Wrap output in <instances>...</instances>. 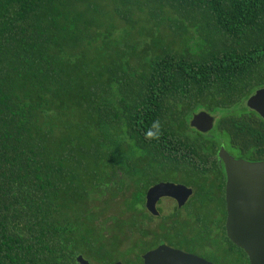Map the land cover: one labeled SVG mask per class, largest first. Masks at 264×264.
<instances>
[{
	"label": "trees",
	"instance_id": "obj_1",
	"mask_svg": "<svg viewBox=\"0 0 264 264\" xmlns=\"http://www.w3.org/2000/svg\"><path fill=\"white\" fill-rule=\"evenodd\" d=\"M104 4L109 12L99 0H0V264H77L78 255L112 264L144 220L122 213L156 177L219 172L209 157L223 139L264 161V120L245 105L264 89V0ZM135 10L166 22L176 44L156 35L137 53L113 38L114 24L101 19L131 29ZM199 111L216 118L207 135L189 126ZM156 120L159 139H145ZM136 171L132 206L96 211Z\"/></svg>",
	"mask_w": 264,
	"mask_h": 264
},
{
	"label": "flooded vegetation",
	"instance_id": "obj_2",
	"mask_svg": "<svg viewBox=\"0 0 264 264\" xmlns=\"http://www.w3.org/2000/svg\"><path fill=\"white\" fill-rule=\"evenodd\" d=\"M215 122L216 118L214 117V126ZM209 132L204 133V135ZM220 149H223L235 160L242 159L252 162L242 158L237 151L231 149L229 142L223 139L216 155L209 157L216 160L219 172L207 170L205 174L196 176L185 168L183 171L171 172L166 178H163L166 180L158 181L160 179L156 177L155 179L158 180L155 183L141 190L140 202L135 206V209L130 208L126 212L128 218L144 219L141 225V234H138L139 245L144 251L138 254L136 247L130 246L133 250L131 254L126 255L127 261L131 264H144L142 259L144 254L164 245L170 249L194 255L211 264H244L245 258L249 264L244 251L235 246L226 236V171L219 158ZM149 165L152 166V164L147 163L130 164L132 167ZM138 173L137 171L133 172L132 175L130 173L128 177L125 199L129 202V206H132L131 201L135 193L132 177H136ZM142 174L145 175L146 179L150 175L154 176V172L149 171H144ZM161 182L186 187L191 190V194L182 204L169 196L160 197L154 204L156 213H152L146 207V194L149 188ZM200 184L203 185V188L199 187ZM197 192L198 194H196ZM155 221L156 225H154ZM133 252L135 253L132 254ZM132 255L133 258H131ZM137 256H139V260L136 259ZM87 261L91 264L95 263L93 260L88 259Z\"/></svg>",
	"mask_w": 264,
	"mask_h": 264
},
{
	"label": "water",
	"instance_id": "obj_3",
	"mask_svg": "<svg viewBox=\"0 0 264 264\" xmlns=\"http://www.w3.org/2000/svg\"><path fill=\"white\" fill-rule=\"evenodd\" d=\"M246 106L264 119V89L256 91ZM189 126L202 134L213 129L214 117L205 111L192 115ZM219 158L226 171V236L242 249L249 264H264V161L235 160L220 149ZM191 190L171 183H158L148 189L146 207L154 210L155 202L163 196L175 198L182 204ZM144 264H211L194 255L160 245L142 256ZM77 264H91L81 255ZM113 264H122L115 262Z\"/></svg>",
	"mask_w": 264,
	"mask_h": 264
},
{
	"label": "rangeland",
	"instance_id": "obj_4",
	"mask_svg": "<svg viewBox=\"0 0 264 264\" xmlns=\"http://www.w3.org/2000/svg\"><path fill=\"white\" fill-rule=\"evenodd\" d=\"M88 1H91V0H88ZM110 6H111L110 4H104V0H99V10L101 12H109L111 8ZM133 19L136 23L133 28L131 27V29L126 28L125 24L118 17H113L112 20H109L107 18L101 19V20L104 22L105 25L114 24L115 30L113 32V35H114L113 38L115 37L116 40L120 39L121 42H123V38H124L125 42L134 44V47L137 53H142L144 49H146L149 52L150 47H151V38L155 37L156 35L167 38V41H169V43L173 42L176 44L175 42L176 38H174L166 22L164 24L159 25V27H157L152 22L146 19L143 12H140L138 10H135ZM107 28L109 27L107 26ZM142 29H148L147 31H145L144 34L149 35V37H146V36H142V38L136 37V34H135L136 30H142ZM95 31L101 32L103 31V29L95 30ZM146 45H149V46H146ZM121 49H125L124 45L122 44H121ZM125 198H126V193L122 192L119 196L116 197L115 200L113 199L112 201H108L107 204H103V202L108 199V195L103 196L98 203H95V206L97 207L96 211L103 210L102 211L103 216H114L118 214L119 215L123 214L124 217H127L128 216L127 212L121 214V212L125 208L123 205V201L125 200ZM154 225H156V221L154 222ZM137 238H139V235H134L131 237L130 240H125L124 242H122V244L119 245L118 250L121 255H124V257L123 259L118 257L119 258L118 261H121L122 264H126L127 251H129L128 254H131V251L133 249L130 250L131 248L130 246H132L134 241H137ZM134 253L135 252H133L132 254ZM131 258H133V255L131 256ZM85 259L88 260L87 258Z\"/></svg>",
	"mask_w": 264,
	"mask_h": 264
},
{
	"label": "clouds",
	"instance_id": "obj_5",
	"mask_svg": "<svg viewBox=\"0 0 264 264\" xmlns=\"http://www.w3.org/2000/svg\"><path fill=\"white\" fill-rule=\"evenodd\" d=\"M161 134L160 121H153L150 128L145 133V139H159Z\"/></svg>",
	"mask_w": 264,
	"mask_h": 264
}]
</instances>
